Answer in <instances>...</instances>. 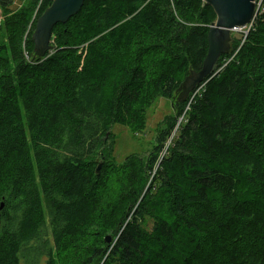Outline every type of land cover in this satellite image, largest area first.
<instances>
[{
    "label": "trees",
    "instance_id": "1",
    "mask_svg": "<svg viewBox=\"0 0 264 264\" xmlns=\"http://www.w3.org/2000/svg\"><path fill=\"white\" fill-rule=\"evenodd\" d=\"M53 1L2 2L0 264H55L66 242L67 264H264V0L175 101L182 120L122 162L113 127L181 93L217 14L204 0H86L40 56L33 32Z\"/></svg>",
    "mask_w": 264,
    "mask_h": 264
},
{
    "label": "water",
    "instance_id": "2",
    "mask_svg": "<svg viewBox=\"0 0 264 264\" xmlns=\"http://www.w3.org/2000/svg\"><path fill=\"white\" fill-rule=\"evenodd\" d=\"M86 0H54L52 5L38 18L33 32V40L38 55L42 56L51 51V40L54 26L66 23L79 13ZM261 0H204L211 5L217 19L212 23L209 34V51L203 68L192 71L180 87L185 99L200 84L209 78L222 54L229 53L231 31L251 25L261 9L258 5ZM2 209V206H1ZM1 220V214H0ZM108 243L110 239H107Z\"/></svg>",
    "mask_w": 264,
    "mask_h": 264
},
{
    "label": "rangeland",
    "instance_id": "3",
    "mask_svg": "<svg viewBox=\"0 0 264 264\" xmlns=\"http://www.w3.org/2000/svg\"><path fill=\"white\" fill-rule=\"evenodd\" d=\"M26 1L27 0H0V21L2 22V33L5 34L6 39L8 36V29L6 24L4 23V20L8 18H4L3 16V12H6L7 10H4L2 8V2H10V5L8 7L10 12H16L25 5ZM247 29H249V27L244 29L239 28L231 31L232 37L230 41V51L233 47V40H235L234 36L238 37L243 33L247 35ZM149 60L150 68L156 69L158 67L157 59L154 56H150ZM202 86L203 83L202 85L200 84V87H197L194 91L199 92ZM174 97L172 99L163 97L156 99L154 104L147 110L145 116L140 120L138 124H117L113 127V131L116 137L114 151L116 162H122L130 154L141 153L149 150L155 141L158 128L163 125L168 118L178 117L179 121L182 120V116L179 118L180 112L178 107H176L175 101L180 102L183 95L182 93H177ZM112 234H114V232ZM110 235L107 237V239L111 240ZM71 251L73 250L69 248V244L67 242L64 243L61 247L56 248L54 256L55 264H67L68 262H71L69 260L70 255L73 256V254L75 253L74 251ZM208 253H211V250Z\"/></svg>",
    "mask_w": 264,
    "mask_h": 264
},
{
    "label": "built area",
    "instance_id": "4",
    "mask_svg": "<svg viewBox=\"0 0 264 264\" xmlns=\"http://www.w3.org/2000/svg\"><path fill=\"white\" fill-rule=\"evenodd\" d=\"M261 2H262V0H261V1H259L258 5H261ZM261 6H262V5H261ZM254 21H255V20H254ZM253 23H254V22H253ZM253 23H252V24H253ZM252 24H251V25H249V26H247V27H249V29H250V28H251V26H252ZM247 27H245V28H247ZM240 29H244V28H240ZM249 29H248V30H249ZM248 30H247V32H248ZM247 32H246V33H247Z\"/></svg>",
    "mask_w": 264,
    "mask_h": 264
},
{
    "label": "flooded vegetation",
    "instance_id": "5",
    "mask_svg": "<svg viewBox=\"0 0 264 264\" xmlns=\"http://www.w3.org/2000/svg\"><path fill=\"white\" fill-rule=\"evenodd\" d=\"M260 10H261V9H260ZM259 12H260V11H259ZM259 12H258V13H259ZM258 13H257V14H258ZM256 16H257V15H256Z\"/></svg>",
    "mask_w": 264,
    "mask_h": 264
}]
</instances>
